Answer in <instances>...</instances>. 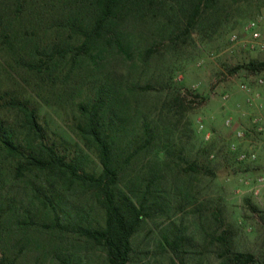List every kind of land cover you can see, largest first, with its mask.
Here are the masks:
<instances>
[{"label": "trees", "instance_id": "16d2710c", "mask_svg": "<svg viewBox=\"0 0 264 264\" xmlns=\"http://www.w3.org/2000/svg\"><path fill=\"white\" fill-rule=\"evenodd\" d=\"M225 2L0 0V264H21L26 250L8 231L36 229L88 256L101 251L103 264H130L133 236L165 210L167 196L164 158L142 164L160 137L157 126L130 129L140 86L130 74L128 32L151 21L177 43L199 21L219 19ZM41 103L66 111L76 141L50 133ZM10 181L18 193H5ZM188 238L180 228L163 233L175 256ZM232 261L264 264V250L234 252ZM54 264L89 263L69 252Z\"/></svg>", "mask_w": 264, "mask_h": 264}, {"label": "rangeland", "instance_id": "374dc122", "mask_svg": "<svg viewBox=\"0 0 264 264\" xmlns=\"http://www.w3.org/2000/svg\"><path fill=\"white\" fill-rule=\"evenodd\" d=\"M251 19L258 20L264 37V0H226L219 19L199 21L177 43L159 36L151 21L128 32L130 74L140 86L132 98L130 129L137 133L143 121L157 126L160 137L142 164L164 158L160 190L167 196L165 210L147 218L133 236L130 264H234V252L264 250V184L256 186V177L264 176V130L251 127L257 109L247 105L242 87L264 101V87L257 84L264 79V52L244 45L248 36L242 33ZM232 34L237 41L230 40ZM41 119L53 136L76 141L62 107L41 105ZM241 152L255 158L241 161ZM17 189L12 181L3 186L9 195ZM177 228L189 238L175 256L163 233ZM6 237L26 243L21 264H54L56 255L69 252L103 264L101 251L88 256L83 246L47 238L38 229L8 231Z\"/></svg>", "mask_w": 264, "mask_h": 264}, {"label": "built area", "instance_id": "2783aa9c", "mask_svg": "<svg viewBox=\"0 0 264 264\" xmlns=\"http://www.w3.org/2000/svg\"><path fill=\"white\" fill-rule=\"evenodd\" d=\"M243 36H248V38H245L244 45L248 46L250 49H258L260 51L264 52V37H262L261 30L258 24L257 19H251L249 20L242 28ZM239 36L237 34H232L230 37L231 41H237ZM257 84L259 86L264 87V79L259 77L257 79ZM244 90L247 92L246 97V103L248 106H254L257 111L256 113L251 117V127L254 128L257 131H263L264 130V101L260 99L258 92H253L250 87L247 85L242 86ZM227 125L231 124V118L227 117L226 119ZM235 135L238 138H241L244 136V131L240 128L235 130ZM231 148L234 149L235 145L232 144ZM255 154L253 152H241L238 155L239 160H250L254 159ZM264 184V176H258L256 177V186H260ZM258 191V189H256Z\"/></svg>", "mask_w": 264, "mask_h": 264}]
</instances>
